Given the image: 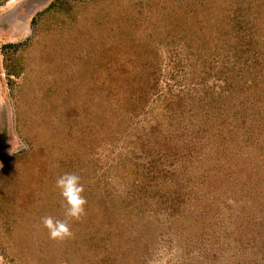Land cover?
<instances>
[{
    "label": "rangeland",
    "instance_id": "374dc122",
    "mask_svg": "<svg viewBox=\"0 0 264 264\" xmlns=\"http://www.w3.org/2000/svg\"><path fill=\"white\" fill-rule=\"evenodd\" d=\"M234 1L0 5V264H264V6Z\"/></svg>",
    "mask_w": 264,
    "mask_h": 264
},
{
    "label": "clouds",
    "instance_id": "9594fccd",
    "mask_svg": "<svg viewBox=\"0 0 264 264\" xmlns=\"http://www.w3.org/2000/svg\"><path fill=\"white\" fill-rule=\"evenodd\" d=\"M11 144L10 154L29 150V145L23 141L12 140ZM55 187L62 198L64 219L46 215L41 218V224L47 229L50 239L64 241L74 237L70 221H78L85 215L87 200L83 195L84 185L81 183V177L75 172H65L59 175L55 180Z\"/></svg>",
    "mask_w": 264,
    "mask_h": 264
},
{
    "label": "trees",
    "instance_id": "16d2710c",
    "mask_svg": "<svg viewBox=\"0 0 264 264\" xmlns=\"http://www.w3.org/2000/svg\"><path fill=\"white\" fill-rule=\"evenodd\" d=\"M7 1L8 0H0V5H3ZM253 1H255V0H246V1L245 0H236V1H234L232 3V9H234V11H236L237 9L240 10L241 9V5H242L243 8H242V12L240 13V15L242 13L244 14L247 10L252 11L251 14H250L251 16L257 15L258 13H256V12H258V11L260 12L262 6H264V0H263V2H261L262 0H257L256 2H253ZM238 7H240V8H238ZM217 16H218V14H217ZM226 18L227 19L229 18V22L231 21L233 23V21H232V15L229 17V15L226 14ZM221 21H223V17L221 18ZM235 21L236 22L234 23V25H235L234 27L236 28V31H237V30L240 29V26L239 25L242 22H241V20H238V19H236ZM254 22L255 21H250V19H249V24L250 23L253 24ZM255 23L252 25V28L249 29V31H250V38H249V40H253L252 44L253 43L254 44L252 45V48L255 47L258 50V47L260 46V44L257 45V43H258L257 41L259 40V38H261L262 36H264V19H263L262 24H260V26H257ZM243 28L246 29L247 27H243ZM221 29L223 31V25H222V28ZM10 46L11 45H8L7 47H10ZM255 52H257V51H255ZM128 56L129 55H126V57H128Z\"/></svg>",
    "mask_w": 264,
    "mask_h": 264
}]
</instances>
